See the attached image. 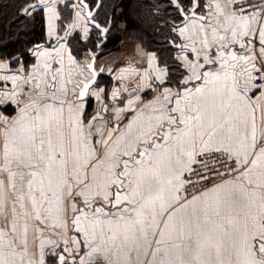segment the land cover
<instances>
[{"label":"snow or ice","instance_id":"obj_1","mask_svg":"<svg viewBox=\"0 0 264 264\" xmlns=\"http://www.w3.org/2000/svg\"><path fill=\"white\" fill-rule=\"evenodd\" d=\"M104 4L18 9L47 32L0 59V264H264V0H168L170 62L111 85Z\"/></svg>","mask_w":264,"mask_h":264},{"label":"trees","instance_id":"obj_2","mask_svg":"<svg viewBox=\"0 0 264 264\" xmlns=\"http://www.w3.org/2000/svg\"><path fill=\"white\" fill-rule=\"evenodd\" d=\"M23 2L24 0H0V57L20 55L23 63L27 64V60L32 57L29 49L36 44H44L46 37L43 15L24 16L18 11ZM114 3H118L119 7L116 8L114 24L106 35V42L102 47L95 48L97 37L94 38L92 33L91 41L86 42L87 47L102 55L106 49L122 42L139 40L146 48L156 50L161 58L170 62L172 49L165 43L170 37L168 29L163 26L165 20L171 19L172 9L168 7V0H124V3H120V0H105L99 13L102 24L113 16ZM153 6L159 11L153 13ZM125 25L127 30L124 29ZM78 47L83 48V44Z\"/></svg>","mask_w":264,"mask_h":264},{"label":"crops","instance_id":"obj_3","mask_svg":"<svg viewBox=\"0 0 264 264\" xmlns=\"http://www.w3.org/2000/svg\"><path fill=\"white\" fill-rule=\"evenodd\" d=\"M46 32H47V25H46V20L44 19L45 37H46ZM138 46L141 47L145 53H155L156 56L160 58L161 62H168L165 61L163 58H161V54L157 53L156 50H150L146 48L143 45V43L139 40L125 41L120 43L116 47H113L111 49H106L105 53H103L97 58V65L105 67V73L100 76L101 82L111 85L113 83V80L110 78L108 74V69L120 65L128 64L131 62H136L137 64H141L142 65L141 71L149 70L146 59L141 55H137ZM174 54L175 53L172 51V55ZM32 63H34V59L30 64ZM118 74L119 73L117 72L114 75H118ZM133 83H135V81H133ZM152 94L153 93H149L148 94L149 97Z\"/></svg>","mask_w":264,"mask_h":264},{"label":"rangeland","instance_id":"obj_4","mask_svg":"<svg viewBox=\"0 0 264 264\" xmlns=\"http://www.w3.org/2000/svg\"><path fill=\"white\" fill-rule=\"evenodd\" d=\"M93 34H94V38H96V37H97L96 33L93 32ZM92 36H93V35H92ZM32 48H33V47H32ZM32 48H31V49H32ZM0 59H4V58H1V57H0ZM33 59H34V58L31 57L30 60H27V64L30 65V63L33 61ZM12 66H13V67H16V65H12Z\"/></svg>","mask_w":264,"mask_h":264},{"label":"built area","instance_id":"obj_5","mask_svg":"<svg viewBox=\"0 0 264 264\" xmlns=\"http://www.w3.org/2000/svg\"><path fill=\"white\" fill-rule=\"evenodd\" d=\"M249 3L253 2V0H248Z\"/></svg>","mask_w":264,"mask_h":264},{"label":"water","instance_id":"obj_6","mask_svg":"<svg viewBox=\"0 0 264 264\" xmlns=\"http://www.w3.org/2000/svg\"><path fill=\"white\" fill-rule=\"evenodd\" d=\"M104 73H105V71H104ZM104 73H103V74H104ZM101 75H102V74H101Z\"/></svg>","mask_w":264,"mask_h":264},{"label":"flooded vegetation","instance_id":"obj_7","mask_svg":"<svg viewBox=\"0 0 264 264\" xmlns=\"http://www.w3.org/2000/svg\"><path fill=\"white\" fill-rule=\"evenodd\" d=\"M44 27V26H43ZM45 40H46V38H45Z\"/></svg>","mask_w":264,"mask_h":264}]
</instances>
